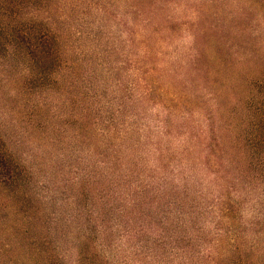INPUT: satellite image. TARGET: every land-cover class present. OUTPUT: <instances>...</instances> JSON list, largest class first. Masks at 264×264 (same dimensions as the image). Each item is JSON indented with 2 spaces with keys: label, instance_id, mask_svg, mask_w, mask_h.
Returning <instances> with one entry per match:
<instances>
[{
  "label": "rangeland",
  "instance_id": "obj_1",
  "mask_svg": "<svg viewBox=\"0 0 264 264\" xmlns=\"http://www.w3.org/2000/svg\"><path fill=\"white\" fill-rule=\"evenodd\" d=\"M46 32L60 62L42 72L29 47ZM139 33L179 102L163 138L173 164L195 166L206 195L243 200L242 239L189 247L211 255L155 243L142 213H107L89 176L106 121L136 110ZM254 77L261 101L264 0H0V160L13 166L11 179L0 166V264H264V130L238 85ZM147 107L153 125L166 118ZM214 137L227 179L202 169Z\"/></svg>",
  "mask_w": 264,
  "mask_h": 264
},
{
  "label": "trees",
  "instance_id": "obj_2",
  "mask_svg": "<svg viewBox=\"0 0 264 264\" xmlns=\"http://www.w3.org/2000/svg\"><path fill=\"white\" fill-rule=\"evenodd\" d=\"M137 43L141 67L133 100L136 110L132 116L126 114L127 118L117 124H114L115 118L106 121L108 129L100 133L102 145L89 176L93 182L98 179L99 186L95 188L107 213L116 210L123 214L142 213L150 223L155 243L176 240L186 247L188 254L211 255V251L190 250L189 247L212 241L242 239L237 227L242 225L243 200L225 193L206 195V189L197 187L203 180H197L195 166L173 164L170 159L172 150L163 144V138L173 136V119L177 114L174 106L179 102L161 85V77L158 75L156 78V74L162 73L149 60L151 51L147 37L139 33ZM29 49L42 72L58 68L59 41L51 33H42L37 44H32ZM257 84L254 77L238 85L245 91L243 104L247 110L246 117L254 122L257 120L255 126L258 132L264 130V99L260 101L254 91ZM210 92L216 101L210 114L214 119L215 108L220 110L223 105L220 93L213 89ZM149 103L166 110V118L159 116L153 125L147 116ZM198 138L197 132L193 139ZM177 139L178 146H181L182 141ZM190 147H184L187 156L191 154ZM203 150L202 169L217 179H227L229 174L227 166L222 164L223 155L217 139L214 137L213 143ZM151 152L157 156L154 162L150 161ZM0 166L6 169L4 175L11 179L12 164L2 159Z\"/></svg>",
  "mask_w": 264,
  "mask_h": 264
}]
</instances>
